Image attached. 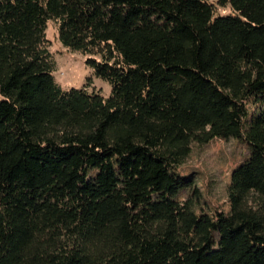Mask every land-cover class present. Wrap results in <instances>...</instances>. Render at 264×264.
Returning a JSON list of instances; mask_svg holds the SVG:
<instances>
[{
  "label": "trees",
  "instance_id": "trees-1",
  "mask_svg": "<svg viewBox=\"0 0 264 264\" xmlns=\"http://www.w3.org/2000/svg\"><path fill=\"white\" fill-rule=\"evenodd\" d=\"M50 19L108 95L54 81ZM262 103L264 0H0V264H264ZM215 137L248 155L195 212Z\"/></svg>",
  "mask_w": 264,
  "mask_h": 264
},
{
  "label": "rangeland",
  "instance_id": "rangeland-1",
  "mask_svg": "<svg viewBox=\"0 0 264 264\" xmlns=\"http://www.w3.org/2000/svg\"><path fill=\"white\" fill-rule=\"evenodd\" d=\"M228 6H215V12L225 14ZM56 21L50 19L45 25L46 47L53 60L51 71L54 81L62 88L85 87L102 96L109 94V84L95 77L85 64L87 55L63 47L57 38ZM264 105V103H262ZM254 107L251 104V108ZM248 155L247 145L235 138H212L206 143H190V151L177 171L191 179V184L178 191L176 199L192 197L195 212L228 210L227 188L230 171ZM94 171H90V175Z\"/></svg>",
  "mask_w": 264,
  "mask_h": 264
}]
</instances>
